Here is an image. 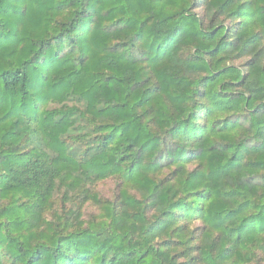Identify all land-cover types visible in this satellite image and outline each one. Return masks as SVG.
<instances>
[{
    "label": "trees",
    "instance_id": "1",
    "mask_svg": "<svg viewBox=\"0 0 264 264\" xmlns=\"http://www.w3.org/2000/svg\"><path fill=\"white\" fill-rule=\"evenodd\" d=\"M0 264H264V0H0Z\"/></svg>",
    "mask_w": 264,
    "mask_h": 264
},
{
    "label": "rangeland",
    "instance_id": "2",
    "mask_svg": "<svg viewBox=\"0 0 264 264\" xmlns=\"http://www.w3.org/2000/svg\"><path fill=\"white\" fill-rule=\"evenodd\" d=\"M92 188L105 197H112L114 194H116V182L112 180L97 183ZM56 197H58V195H56ZM84 209V219H89L96 213L92 206H87Z\"/></svg>",
    "mask_w": 264,
    "mask_h": 264
}]
</instances>
